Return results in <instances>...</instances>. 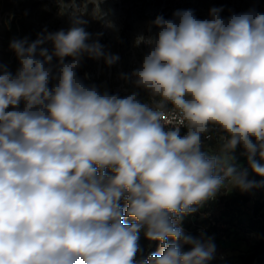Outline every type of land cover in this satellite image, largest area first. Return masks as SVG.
Instances as JSON below:
<instances>
[{
  "label": "clouds",
  "instance_id": "clouds-1",
  "mask_svg": "<svg viewBox=\"0 0 264 264\" xmlns=\"http://www.w3.org/2000/svg\"><path fill=\"white\" fill-rule=\"evenodd\" d=\"M222 11L156 18L140 67L122 74L151 103L77 76L85 57L108 66L120 59L91 41L81 16L67 31L10 42L20 67L13 74L0 65V264L213 259L212 238L186 235L182 219L226 181L248 191L257 186L249 169L264 176V13ZM49 41L51 52L40 47ZM168 105L180 126L166 130ZM213 131L219 155L203 150ZM237 147L248 169L231 163ZM141 230L159 253L144 258Z\"/></svg>",
  "mask_w": 264,
  "mask_h": 264
},
{
  "label": "rangeland",
  "instance_id": "rangeland-1",
  "mask_svg": "<svg viewBox=\"0 0 264 264\" xmlns=\"http://www.w3.org/2000/svg\"><path fill=\"white\" fill-rule=\"evenodd\" d=\"M213 7L223 8V18L253 8L264 13V0H0V65L13 74L20 67L15 52L9 47L13 39L27 37L29 42H34L48 33L61 29L67 31L72 26L71 17L81 16L87 21L84 27L91 34V41H98L106 52L119 55L120 59L114 65L108 66L103 59L85 57L77 69V76L86 85H96L101 92L106 90L109 94L124 97L135 91V88L130 81L122 78V74H130L140 67L144 55L149 51L146 40L158 32L154 24L156 18L162 16L165 19H173L176 11L191 9L198 19L203 20L209 18V10ZM40 47L47 48L49 52L52 50L50 41ZM70 60V57L65 58V62ZM53 63H56L55 59ZM138 98L142 102L147 100L144 94H139ZM20 107L23 108V102ZM233 160L237 163V170L248 169V165H241L239 157H234ZM250 172L252 171L249 169L248 177ZM261 180H264V177H261ZM245 192L232 187L231 183L226 181L218 195L224 200ZM251 195L253 200L256 196L255 190ZM249 203L241 206H223L214 231L209 228L201 206L196 212L182 219L180 226L186 235L197 238L204 235L212 238L215 252L208 264H234L235 257L244 252L245 247L252 241L237 229L230 228L227 235L222 232V224L230 223L233 217L241 224L246 220ZM126 222L132 221L128 219ZM198 228L204 230L198 233ZM237 238L242 243L234 246L230 241ZM139 244L144 250V258H147L154 242L145 238L143 230L140 232ZM182 250L188 251L190 246L184 245ZM219 252H226L227 258L217 259Z\"/></svg>",
  "mask_w": 264,
  "mask_h": 264
},
{
  "label": "trees",
  "instance_id": "trees-1",
  "mask_svg": "<svg viewBox=\"0 0 264 264\" xmlns=\"http://www.w3.org/2000/svg\"><path fill=\"white\" fill-rule=\"evenodd\" d=\"M210 143L203 145V150H206V146ZM211 145V144H210ZM261 177L253 172H250L248 179L256 183V187L246 191L245 193H239L234 196H230L228 199H222L216 194L215 198L207 201L201 207L202 212L207 220L209 228L214 231L215 226L218 225L219 217L222 214V207H231V206H241L243 204L249 203L248 208V217L241 224L235 217L230 223H223L224 234L230 233V228L233 230L237 229L243 233L253 231L258 237L259 240L253 242L251 245L245 247L244 252H240L234 260V264H264V212L261 209L264 207V180H261ZM255 190L256 196L252 200L251 192ZM232 242H239L238 240H232ZM244 243V242H243ZM245 244V243H244ZM159 252L158 242H154V246L151 251L148 252V255L152 253Z\"/></svg>",
  "mask_w": 264,
  "mask_h": 264
},
{
  "label": "built area",
  "instance_id": "built-area-1",
  "mask_svg": "<svg viewBox=\"0 0 264 264\" xmlns=\"http://www.w3.org/2000/svg\"><path fill=\"white\" fill-rule=\"evenodd\" d=\"M135 91H138L139 94H144L147 97V100L144 101L145 103H151V98H150L149 94L146 91L141 90V89H136V88H135ZM162 123L165 125L166 130H167V128L180 126V120H179L178 114L172 108L171 105H168L167 109L164 110V115L162 117ZM185 133H186V129L181 127V135H184ZM211 135H212V139L211 140H205L204 141V145L206 143H210L211 144V145L208 144V146H206L205 152H207V154H209V155H219L220 154V144H221L219 136L221 134L213 131L211 133ZM232 156L235 157V158L239 157V159L241 161V165H244V166L248 165L247 157H246V155L244 153V149L242 147H237L235 152L232 153ZM235 162H236L235 160L231 161V163L236 167L237 163H235ZM261 163H264V161H262ZM263 210H264V207L261 209V211L264 212ZM203 230H204V228H202V229L198 228L197 232L199 233V232H201ZM245 234L247 235L248 238H250L252 240V241L249 242V245H251L253 242L259 240V237L253 231L246 232ZM216 258L220 259V260L226 259L227 258V254H226V252H219L216 255Z\"/></svg>",
  "mask_w": 264,
  "mask_h": 264
},
{
  "label": "crops",
  "instance_id": "crops-1",
  "mask_svg": "<svg viewBox=\"0 0 264 264\" xmlns=\"http://www.w3.org/2000/svg\"><path fill=\"white\" fill-rule=\"evenodd\" d=\"M232 243L234 244V246H235V244H238V245L240 244L239 242H232Z\"/></svg>",
  "mask_w": 264,
  "mask_h": 264
}]
</instances>
